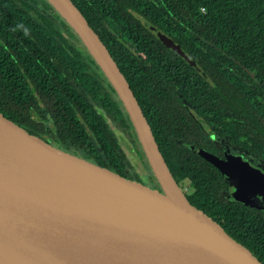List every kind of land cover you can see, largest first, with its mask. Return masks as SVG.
Listing matches in <instances>:
<instances>
[{"label":"trees","instance_id":"trees-1","mask_svg":"<svg viewBox=\"0 0 264 264\" xmlns=\"http://www.w3.org/2000/svg\"><path fill=\"white\" fill-rule=\"evenodd\" d=\"M72 1L125 75L188 200L251 251L258 248L264 255V210L225 194L224 177L201 155L215 150L200 125L246 150L264 167V0ZM142 19L171 36L208 78L161 43ZM96 68L76 32L47 0H0V112L7 118L32 132L34 94L28 80L45 105L60 111L64 86L71 85L67 77L85 84L93 74L88 69ZM61 112L62 124H68ZM84 116L86 122L77 128L81 144L97 151L86 135L93 129L110 155L115 141L102 116L90 111ZM97 161L134 179L120 162L106 163L100 154Z\"/></svg>","mask_w":264,"mask_h":264},{"label":"water","instance_id":"water-1","mask_svg":"<svg viewBox=\"0 0 264 264\" xmlns=\"http://www.w3.org/2000/svg\"><path fill=\"white\" fill-rule=\"evenodd\" d=\"M47 1L113 85L162 191L58 149L0 112V264H263L188 200L125 75L79 8L72 0ZM142 23L208 78L171 36L147 19ZM201 155L224 177L230 200L264 204L258 163L241 154Z\"/></svg>","mask_w":264,"mask_h":264},{"label":"flooded vegetation","instance_id":"flooded-vegetation-1","mask_svg":"<svg viewBox=\"0 0 264 264\" xmlns=\"http://www.w3.org/2000/svg\"><path fill=\"white\" fill-rule=\"evenodd\" d=\"M58 30L67 35V32L64 29L58 28ZM75 46L77 50L81 48L79 44H76ZM15 63H17V60ZM87 72L93 74L86 79L88 81L85 84L82 79H79L80 81L78 80V82H76L75 80L77 77H67V80L68 82L70 81L71 85H68L67 83L64 86L61 106L63 107L62 110L66 116H68V124H62L64 117L61 112L62 110H57V106L54 104L45 105L40 98V93L35 90L32 81L28 80L34 94V100L30 106L31 120L34 121V130L30 133L58 149L96 164H98V154H100L106 163L113 162L119 164L120 162L122 170L126 171L132 178H134V180L137 179V181L142 182L150 188L162 191L149 163L144 146L142 147L130 116L113 85L107 77L102 74L103 72L101 69H88ZM99 97H102V100L99 99ZM84 104L89 105V108H84ZM86 111H90L95 115H101L105 124L108 126L109 137L115 141L113 144V152L111 151L110 155L100 146L98 137L93 132V129L88 128L89 134L86 135L89 139L94 141L97 151H92L86 147L85 144H81L82 133H79L77 128L78 124L86 122L84 116ZM194 119L199 120L195 117ZM200 125L204 129L203 132L209 135L213 144L215 151H210L211 153L221 158L225 157L227 154H241L246 159H251L253 162L258 163L264 168L261 162L249 155L246 150L230 143L225 138L223 139L219 138L217 135L215 136L212 128L204 126L202 123H200ZM127 145H129L137 155L140 162V168L135 165L134 160L130 157ZM228 193L229 187L227 184V191L225 194L228 195ZM260 207L264 210V204ZM251 252L264 264V255L258 248Z\"/></svg>","mask_w":264,"mask_h":264},{"label":"rangeland","instance_id":"rangeland-1","mask_svg":"<svg viewBox=\"0 0 264 264\" xmlns=\"http://www.w3.org/2000/svg\"><path fill=\"white\" fill-rule=\"evenodd\" d=\"M228 149H230V148H228Z\"/></svg>","mask_w":264,"mask_h":264}]
</instances>
